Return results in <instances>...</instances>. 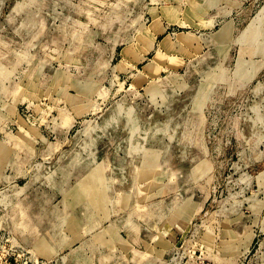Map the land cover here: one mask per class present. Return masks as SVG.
Returning <instances> with one entry per match:
<instances>
[{
    "label": "rangeland",
    "instance_id": "374dc122",
    "mask_svg": "<svg viewBox=\"0 0 264 264\" xmlns=\"http://www.w3.org/2000/svg\"><path fill=\"white\" fill-rule=\"evenodd\" d=\"M0 264H264V0H0Z\"/></svg>",
    "mask_w": 264,
    "mask_h": 264
},
{
    "label": "bare ground",
    "instance_id": "6f19581e",
    "mask_svg": "<svg viewBox=\"0 0 264 264\" xmlns=\"http://www.w3.org/2000/svg\"><path fill=\"white\" fill-rule=\"evenodd\" d=\"M153 210H154V208L151 209V211H153Z\"/></svg>",
    "mask_w": 264,
    "mask_h": 264
}]
</instances>
